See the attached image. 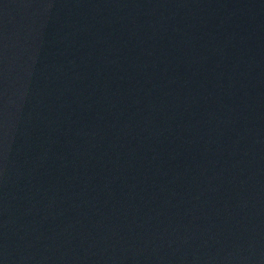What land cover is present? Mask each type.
Here are the masks:
<instances>
[{"label":"water","instance_id":"95a60500","mask_svg":"<svg viewBox=\"0 0 264 264\" xmlns=\"http://www.w3.org/2000/svg\"><path fill=\"white\" fill-rule=\"evenodd\" d=\"M0 264H264V0H0Z\"/></svg>","mask_w":264,"mask_h":264}]
</instances>
